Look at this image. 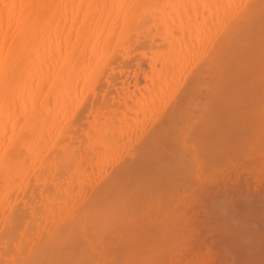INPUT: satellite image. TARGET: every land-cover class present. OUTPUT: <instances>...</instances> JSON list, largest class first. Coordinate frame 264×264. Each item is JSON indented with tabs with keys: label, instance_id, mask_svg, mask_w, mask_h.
Wrapping results in <instances>:
<instances>
[{
	"label": "bare ground",
	"instance_id": "6f19581e",
	"mask_svg": "<svg viewBox=\"0 0 264 264\" xmlns=\"http://www.w3.org/2000/svg\"><path fill=\"white\" fill-rule=\"evenodd\" d=\"M196 203L264 264V0H0V264H202Z\"/></svg>",
	"mask_w": 264,
	"mask_h": 264
},
{
	"label": "rangeland",
	"instance_id": "374dc122",
	"mask_svg": "<svg viewBox=\"0 0 264 264\" xmlns=\"http://www.w3.org/2000/svg\"><path fill=\"white\" fill-rule=\"evenodd\" d=\"M227 164H228V162H227ZM225 167L228 168V166H226V165H225ZM225 167L223 166V168H222L221 170H222V171L226 170L225 172H226V174H227L228 171H227V169H226ZM219 170H220V169H219ZM217 171H218V170H217ZM220 172H221V171H220ZM220 172H218V174H223V173H220ZM224 174H225V173H224ZM224 174H223L222 177H220V179H219L221 183L223 182V181H221V179H222V178H225V177L228 175V174H227V175L225 176ZM220 176H221V175H220ZM223 176H225V177H223ZM218 178H219V175H218ZM212 180L214 181L213 178H212ZM212 180H211V181H212ZM216 180H218V179L216 178ZM222 180H223V179H222ZM211 181H210V185H209L210 187H207V189H208V188L211 189V191H209V192H210L212 195L214 194L213 196H215V193L218 194L217 192H219V191H224V190H223V188H224V186H225L224 184H226V183L228 182V180L226 179V182H225V183L223 182V183L221 184V185H224V186H222L223 188H221L220 190L217 189V188L220 186V183H219L218 187L214 185L215 188L217 187V188H216L217 190H216V189L214 188V186L211 188V186H212L216 181H214V182L212 181L213 184H211V183H212ZM218 182H219V181H217L216 183H218ZM199 185L202 186L201 183H200ZM216 185H217V184H216ZM226 185H228V183H227ZM197 186H198V185H196V187H197ZM220 187H221V186H220ZM225 187H226V186H225ZM198 188H199V187H198ZM198 188H197V189H198ZM227 188H228V187H227ZM200 189H202V187H200ZM204 189H205V188H204ZM212 189H213V190L215 189V191H217V192L212 193ZM202 190H203V189H202ZM202 190H200V192H202V193L205 192L204 190H203V191H202ZM227 190H228V189H227ZM197 191H198V190H197ZM200 192H198V194H199ZM213 192H214V191H213ZM202 193H201V194H202ZM221 193H222V192H221ZM226 193H228V191H227ZM198 194H197V196L195 195V197L193 198V200L199 198V197H198V196H199ZM204 195H205V193H203V195H201V196H203V197H200L201 200L204 199ZM218 195H221V194H218ZM218 195H216V196H218ZM222 195H223V193H222ZM227 195H228V194H225L226 197H225V196H222L223 198H224V197H225V198H224V200H223L222 203L219 201V202L221 203V205H223V204H224V201L226 200L227 205H226V204H224V205L228 206V196H227ZM219 197H220V200L223 199L221 196H219ZM214 198H218V197H214ZM200 199H199V200H200ZM218 199H219V198H218ZM199 200H198L197 202H201V200H200V201H199ZM217 201H218V200L216 199V202H217ZM221 201H222V200H221ZM195 202H196V201H195ZM202 202H203V201H202ZM213 202H215V199H214ZM216 202H215L213 205H215ZM226 202H225V203H226ZM203 203H205V202H203ZM217 203H218V202H217ZM220 203H218V204H220ZM196 204H198V203H196ZM196 204H195V205H196ZM195 205H194V206H195ZM199 205H200V206H199ZM203 205H204V204H203ZM203 205H201V203L198 204V206H199L200 209L197 208L198 206L196 205L197 207H195V209H196V208L199 209V210L196 209V211L193 209L194 207L192 208L193 211H194V217L196 216V221L198 220V221H197L198 224H197V226H196V225H195L196 222H194V225H195L194 228H195L196 230H194V231L191 230V233H192V234L190 235V233H189V235H190L191 237L194 236L195 238H194V237H193V238H194L195 240L191 241L192 238H189L190 236L187 235L188 238L191 239V240H189V239L186 240V238H185V239H183L184 242H183V241H182V242H183V244H184V243H185V240H186V244H185V246L188 245V244H187L188 241H191V242H193V243H194V241H195V244L199 242V243L202 245V248L205 247V248H209V249L211 250V251L209 252V249H207V253H206V254H208V252H209V257H207V260H208V261H209V260L213 261L214 258H215L216 256H219V257H216V258H215L216 260L213 261V262H214L215 264H227V263H228L227 259H229V258H228V245H227V244H228V241H225V240H227L228 237H225V236H224V238H227V239H224L223 236H221V235H222L221 232H220L221 235L215 233V231L217 230L216 228H217L218 226L214 224L215 222H213L214 220L212 221V219L210 220V223H211V221H212V223H211L212 225H211V227H210V224L208 223L209 219L206 218V216H205L207 212H206V213L204 212V211L209 210V208L207 209L208 206H206V208H205V205H206V204L204 205V207H203ZM216 205H217V204H216ZM218 206L220 207V205H217V207H218ZM202 207H203L204 209H207V210H204V209H203L204 211L201 210ZM212 207H213V206L210 207V210L212 209ZM215 207H216V206H214L213 209H215ZM219 207H218V208H219ZM182 208H184V207H181V209H182ZM218 208H216L217 210L215 209V211H217L218 215L216 216V214H215L216 212L213 213V214H215V216H216L217 218H218V216L220 217L219 214H220L221 211H222L223 209H225L226 207H225V208H224V206L221 207V208H222L221 210H219L220 208H219V209H218ZM181 209H179V210L181 211ZM213 209H212V211L214 212ZM200 210H201V211H200ZM210 210H209L208 212H210ZM183 211H184V209H183L182 212H180V213L182 214ZM212 211H211V213H212ZM218 211H220V213H219ZM225 211L228 212V207H227V209L224 210V212H225ZM195 212H196V213H195ZM222 212H223V211H222ZM201 213H202L203 215H202ZM204 213H205V215H204ZM211 213H210L211 216H209L208 213H207V215H208L209 217H213L214 215L211 214ZM199 214H200L201 216H199ZM182 215H183V214H182ZM212 215H213V216H212ZM224 215H226V217H227V214H223V215H222L223 218H220V219H221V220L224 219V223H225V221H227L226 223H228V220H225L226 217H224ZM203 216H204V218H205L204 220H202V219H203ZM222 216H221V217H222ZM184 217H185L186 220H187V217H186V216H184ZM184 217L182 216V218H184ZM201 218H202V219H201ZM194 219H195V218H194ZM181 220L183 221L184 219H181ZM186 220H184V221H186ZM217 220H218V222H219V219H217ZM217 220L215 219V221H217ZM221 220H220V221H221ZM184 221H183V223H184ZM199 221H201V222H199ZM202 221H203V223H202ZM186 222H187V221H186ZM222 222H223V221H222ZM226 223H225V225H226ZM204 224H205V227L207 228L205 231H207V232H208V230H209V232L212 231V230L214 231V229L210 230L211 228H213V227H212L213 225H215L214 227H215L216 230H215L214 232L212 231L211 233L207 234V236H205L206 233L203 234L204 232L202 231V229L204 228V226H203ZM216 224H217V223H216ZM222 224H223V223H222ZM218 225H221V224L218 223ZM225 225L223 226V228H222V225H221L219 229H220V231L223 230L222 232H225V231H226V232L228 233V230H225V229H224V227L226 228V227H228V226H227V225L225 226ZM200 226H202V229L200 228ZM216 226H217V227H216ZM197 227H199L200 230H199V228H197ZM194 228H193V229H194ZM197 229H198V230H197ZM203 230H204V229H203ZM198 231H199V232H198ZM200 231L203 232V233L201 232V233H202L201 235H200ZM193 232H194V234H193ZM226 232H225V233H226ZM198 233H199V234H198ZM213 233H215V234H214L215 237L212 235ZM187 234H188V233H187ZM196 234H197V236L200 235L198 240H197L198 237H196ZM210 234H211V235H210ZM219 235H220V236H219ZM226 235H227V234H226ZM207 237H208V238H207ZM217 237H218V238H217ZM212 238H213V239H212ZM214 238H215V239H214ZM219 238H220L221 241L218 240ZM208 239H209V240H208ZM211 239H212V240H211ZM196 241H197V242H196ZM211 241H212V242H211ZM213 242H214V244H213ZM217 242H218V243H217ZM188 243H190V242H188ZM193 243H191V245H192ZM199 243H198V245L200 246ZM222 243L225 244V245H222ZM183 244H182V245H183ZM195 244H194V245H195ZM216 244H217V245H216ZM191 245H188L187 248L190 249V246H191ZM185 246H183V247H185ZM192 246H193V245H192ZM196 246H197V244H196ZM217 246H218V247H217ZM181 247H182V246H178L179 249H178V248H176V249H178V250H180V251L182 252ZM211 247H212V248H211ZM221 247H222V248H221ZM223 247H224V248H223ZM191 248H192V247H191ZM205 248H203V249H205ZM214 248H216V249H217V248H218V249L221 248L219 251H222L223 254H222V252H221V254H220L219 251H217L218 249L216 250V249H214ZM184 249H185V248H184ZM203 249H202V250H203ZM224 250H225V253H224ZM180 251H178V253H177L176 255H173V256H172V258L174 257V259L177 258V259H175V261L172 259V260L175 262V263L172 262L173 264H176L177 262H180L179 259H181V258H183L181 261H184V259L186 260V257L188 258L187 260H189V257H190V259L194 258V256L191 255V253H192L191 250H188V251H190L191 253L187 252V250H186V254L188 253L187 256H184L185 253L182 254V253H180ZM174 252H175V251H173V253H174ZM183 252H184V251H183ZM205 252H206V250H205ZM215 252H216V253H215ZM181 254H182V256H181ZM210 254H211V256H210ZM218 254H219V255H218ZM188 255H190V256H188ZM178 256H179V257H178ZM183 256H184V257H183ZM207 256H208V255H207ZM212 256H213V257H212ZM223 256H224V257H223ZM221 257H222V258H221ZM209 258H212L213 260H212V259H209ZM220 258H221V259H220ZM223 258H224V259H223ZM172 260H171V261H172ZM176 260H178V261L176 262ZM207 260H206L205 262H207ZM171 261L169 262V264L171 263ZM211 261H210V262H207V263L210 264ZM205 262H204V263H205ZM213 262H212L211 264H214ZM172 263H171V264H172ZM201 263L204 264L203 262H201ZM207 263H205V264H207ZM197 264H200V263H197Z\"/></svg>",
	"mask_w": 264,
	"mask_h": 264
}]
</instances>
